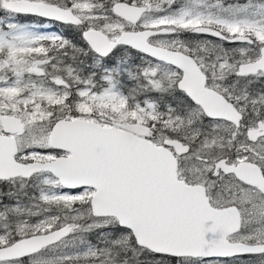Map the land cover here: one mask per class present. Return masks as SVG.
I'll use <instances>...</instances> for the list:
<instances>
[{
    "label": "snow or ice",
    "instance_id": "obj_1",
    "mask_svg": "<svg viewBox=\"0 0 264 264\" xmlns=\"http://www.w3.org/2000/svg\"><path fill=\"white\" fill-rule=\"evenodd\" d=\"M0 264H264V0H0Z\"/></svg>",
    "mask_w": 264,
    "mask_h": 264
}]
</instances>
